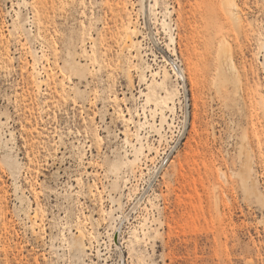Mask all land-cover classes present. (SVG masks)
Listing matches in <instances>:
<instances>
[{"label": "rangeland", "instance_id": "374dc122", "mask_svg": "<svg viewBox=\"0 0 264 264\" xmlns=\"http://www.w3.org/2000/svg\"><path fill=\"white\" fill-rule=\"evenodd\" d=\"M221 2L0 0V264H264V0ZM164 19L184 87L147 78Z\"/></svg>", "mask_w": 264, "mask_h": 264}, {"label": "bare ground", "instance_id": "6f19581e", "mask_svg": "<svg viewBox=\"0 0 264 264\" xmlns=\"http://www.w3.org/2000/svg\"><path fill=\"white\" fill-rule=\"evenodd\" d=\"M221 1H222L221 2L222 3L221 6L223 5L222 7H224L225 13L228 16V17L226 16L224 18L226 20H228L227 18H229V20L231 19L232 22H234L236 25L239 26L240 16H239L238 12L242 11V8L239 5V3L237 2V0H221ZM222 9L223 8H220V10H222ZM162 25H163L164 31L168 35L169 44L170 45L175 44L176 43V36H175L174 32H172V29H171L167 19L163 20ZM126 38L131 43L134 42V38L132 37V33H131L130 30L127 32ZM219 45H220L219 50L216 53L217 58H218L216 72H217L218 75L223 76V78H219V80L226 82L227 80L229 81V79H232L233 76H231L229 74L231 76V78H230L228 75H226L227 73L226 74L224 73V71L226 72L228 70V71H231V72H233L235 74L237 67H236V64H235V62L233 60L234 58L232 56L233 55L232 54V50L229 48L230 46L222 48V46L224 45V40H222V39L219 40ZM223 64H224V66H223ZM173 68H174V72L177 75H179L180 70H178L177 67L176 68L173 67ZM164 73H165L164 77H166L167 76V70L164 71ZM182 80H183L182 81V87H184V83L183 82L186 81V77H184V79L182 78ZM236 82H237V80H236ZM184 91H185V89H184ZM166 107H167V104H165L163 106H160V114H161V119L163 121H165V117H166V115H165V108ZM185 120H184V122H185ZM160 129H161V127L158 128L159 132H160ZM161 136H162V134H161ZM246 139H247L246 135L242 134L241 137H240V141H239V144H238V151H237L239 167L235 171V175L238 176L240 184L242 186V189L245 192H249L250 190H252V191H254L257 194L258 190H257L256 182H255V180L253 178V167H252V164H251V158H250L251 156L249 154V145H248ZM137 152H140V148H137ZM135 160L136 159H128V162L132 164V163L135 162ZM158 169L159 168L157 167V170H156L155 173L158 172ZM77 232L78 233L75 235V242H76V244L78 246H80L82 248V250H85L87 248L86 243L84 241L86 234L80 228H78ZM114 243L115 244L117 243L116 239H115ZM98 256H101L100 249H98Z\"/></svg>", "mask_w": 264, "mask_h": 264}, {"label": "built area", "instance_id": "2783aa9c", "mask_svg": "<svg viewBox=\"0 0 264 264\" xmlns=\"http://www.w3.org/2000/svg\"><path fill=\"white\" fill-rule=\"evenodd\" d=\"M172 24V23H171ZM159 27H156L153 31V41L154 43L157 45V49H159L161 52H159V50H157L153 45H150V47L148 46L146 51L143 54L149 55V59L150 61H147L149 68L146 71L147 74V78H151L154 74V76H159V74L161 73V70L163 69V67L166 66V68H168L171 72H172V77L173 79H175L176 81H182V78L185 77V73H184V69H183V65L181 63V59L180 56L177 54L176 52V47L175 50H173V46L169 44V38L167 33L164 31V29L161 26V22L159 23ZM173 27V32L176 30L175 26ZM140 28V27H139ZM141 30V28H140ZM142 38H147V33L145 31H142ZM151 34V33H149ZM175 34V33H174ZM151 37V35H150ZM142 46V44H141ZM142 48V47H141ZM142 52V51H141ZM167 52V54H165ZM160 55V56H159ZM173 67H177L178 70H180L179 75H176V73H174L173 71ZM149 76V77H148ZM43 86V85H42ZM143 88L139 89V93L140 90H142ZM140 95V94H139ZM170 115V114H169ZM174 115L175 112L172 114V123H173V127L171 129H169L170 137H173V135H175L176 132L179 131V119H174Z\"/></svg>", "mask_w": 264, "mask_h": 264}]
</instances>
